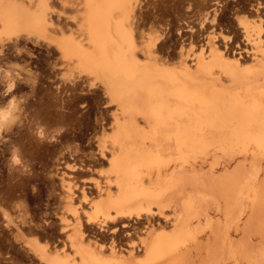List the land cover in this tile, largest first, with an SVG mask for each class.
<instances>
[{
  "label": "rangeland",
  "instance_id": "1",
  "mask_svg": "<svg viewBox=\"0 0 264 264\" xmlns=\"http://www.w3.org/2000/svg\"><path fill=\"white\" fill-rule=\"evenodd\" d=\"M59 1L53 0L56 6ZM137 6L140 58L162 67L186 66L197 86L216 79L214 83L229 96L242 89L245 82L240 81L238 89L222 74L219 62L213 65L211 76L197 71L196 57L201 53L210 56L212 46L222 54V60L232 65L238 60L239 66H235L240 75L264 80V54L251 49L242 24L260 25L264 40L261 0H137ZM155 39L149 57L143 48ZM64 69L58 54L37 39L21 38L0 46L2 74L31 79H17L12 89L4 78L0 79V264H43L24 243L33 236L40 245L47 244L50 252L64 249L68 256L72 254L68 237L74 230L67 220L73 218L66 207L63 185L68 182L74 185L71 203L78 215L80 212L86 232L84 243L93 242L97 231L96 226L86 223L89 202L104 194L95 183L105 189L106 177L112 175L108 162L111 146L108 144L101 154L98 140L114 131L112 114L122 121L125 118L120 106L109 101L87 78L62 80L57 74ZM134 117L137 128L147 127L138 113ZM208 137L207 148L191 153L183 163L184 170L178 160L161 170L160 179L174 177L172 196L162 203L168 218L155 216L148 224L133 212L130 226L116 224L115 233L96 232L112 236L116 250L122 251L130 264H233L236 260L230 258V251L242 254L238 264H264V152L256 154L252 146L241 150L230 142H215L211 135ZM250 173L257 174L258 198L252 205L245 201L239 216L230 214L227 204L236 182ZM151 181H157L155 175ZM186 199L193 203L190 224L195 228L194 236L161 259L137 262L136 257L143 259L145 255L140 240L149 233L171 232L180 216L181 202ZM2 211L10 218L5 219ZM129 239H134L133 246L128 244ZM101 257L109 259V251L106 249ZM71 261L81 264L76 257Z\"/></svg>",
  "mask_w": 264,
  "mask_h": 264
},
{
  "label": "bare ground",
  "instance_id": "2",
  "mask_svg": "<svg viewBox=\"0 0 264 264\" xmlns=\"http://www.w3.org/2000/svg\"><path fill=\"white\" fill-rule=\"evenodd\" d=\"M24 2L0 0V46L7 41H21V38L37 39L40 45L58 54L60 66L65 68L57 74L62 80L87 78L101 88L109 101L120 106L119 112L125 118L122 121L120 116L112 114L114 131L98 140L101 154L108 144L112 152L108 158L112 175L106 177V188L95 183L104 194L99 193L101 198L90 200V211L86 212V223L96 226L98 232L115 233L116 224L130 226L129 218L133 212L148 224L155 216L168 218L163 213L162 203L172 196L174 177L160 179L161 170L174 160L181 161L184 170L183 163L191 153L207 148L210 135L215 142H230L241 150L252 146L255 153L264 152V80H249L245 74L240 75L236 70L238 60L233 65L222 60V54L212 46L210 56L201 53L196 57L200 75L211 76L213 65L219 62L225 77L237 85L240 81L245 82L242 89L238 85L241 91L228 96L214 83L216 79L200 87L188 67H162L138 56L137 0H60L57 6L53 0ZM242 24L251 49L264 54L262 27L247 21ZM156 41L143 48L149 57L153 55ZM2 78L8 89L13 88L17 79L31 80L14 79L0 71ZM135 112L146 120V128L139 125L137 128ZM37 133L43 138L41 132ZM153 175L157 178L154 183L151 181ZM256 175L250 173L236 182V190L227 204L230 214L239 216L245 201L252 205L258 198ZM181 180L184 183L183 178ZM63 185L66 207L73 218L67 220L74 230L68 237L72 254L68 256L64 249L50 252L47 244L40 245L35 236L24 240L28 250L43 264H74L71 259L75 257L81 264H130L122 251L116 250L112 236L108 238L96 231L93 242L84 243L86 232L82 228L80 212L78 215V209L71 203L74 185L71 182ZM82 193L83 198H87ZM180 208V216L171 232L149 233L140 240L145 255L143 259L136 257L137 262L161 259L176 251L185 239L194 236L195 228L190 224L194 216L192 201H182ZM2 216L10 218L5 211ZM5 222L8 227L9 221ZM109 223L116 226H109ZM107 239L109 244H106ZM128 244L133 246L134 239H129ZM106 249L109 259L101 257ZM229 253L230 258L236 260L233 264H238V256L242 257V254Z\"/></svg>",
  "mask_w": 264,
  "mask_h": 264
},
{
  "label": "snow or ice",
  "instance_id": "3",
  "mask_svg": "<svg viewBox=\"0 0 264 264\" xmlns=\"http://www.w3.org/2000/svg\"><path fill=\"white\" fill-rule=\"evenodd\" d=\"M261 4L264 5V0H261ZM261 13H262V15H264V7H262V9H261ZM9 87H11V86H9Z\"/></svg>",
  "mask_w": 264,
  "mask_h": 264
}]
</instances>
